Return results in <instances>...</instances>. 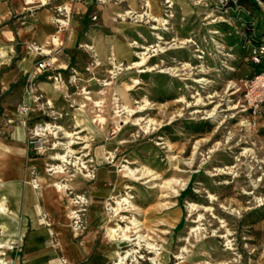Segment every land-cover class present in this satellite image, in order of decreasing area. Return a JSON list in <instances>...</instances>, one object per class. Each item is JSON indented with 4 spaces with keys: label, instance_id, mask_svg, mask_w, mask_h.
I'll return each mask as SVG.
<instances>
[{
    "label": "rangeland",
    "instance_id": "rangeland-1",
    "mask_svg": "<svg viewBox=\"0 0 264 264\" xmlns=\"http://www.w3.org/2000/svg\"><path fill=\"white\" fill-rule=\"evenodd\" d=\"M256 1L259 10L239 0H97L90 25L105 33L106 55L86 40L39 52L34 68L50 58L54 69L34 79L44 121L29 131L31 172L72 187L56 190L77 240L95 242L86 264H119L140 236L160 255L141 248L122 264H264V111L253 115L245 86L264 40ZM62 10L57 23L73 22ZM18 48L12 69L26 64ZM33 73H20L26 91ZM15 235L0 231V243ZM11 246L3 264H24L21 243Z\"/></svg>",
    "mask_w": 264,
    "mask_h": 264
},
{
    "label": "crops",
    "instance_id": "crops-1",
    "mask_svg": "<svg viewBox=\"0 0 264 264\" xmlns=\"http://www.w3.org/2000/svg\"><path fill=\"white\" fill-rule=\"evenodd\" d=\"M98 4L97 0H53L50 7H46L45 0H0V70L6 69L0 78V231L16 233L14 241L0 243L4 246L0 248L3 263L5 260L1 257L17 243L23 248L24 264H86L94 254L95 242L91 238L77 240L63 193L57 192L59 176L35 179L31 172L35 164L28 154L29 131L44 121V114L19 77L21 72L35 70L33 63L43 50L53 53L64 47L70 51L86 40L101 56L106 55L109 46L105 33L90 25ZM56 6L62 7L66 19L72 16L74 21L70 24L64 21L65 25L59 27L53 13ZM110 8L111 5L105 7ZM55 38L59 46L54 44ZM19 46L24 53L22 62L26 64L12 69L8 61L20 51ZM67 67L64 61L62 69ZM43 86L42 83L38 88L41 90ZM23 104H28L32 110L20 116L18 109ZM35 180L40 184L38 189L34 187ZM88 183L95 185V182L75 185L82 187ZM91 190L93 200L103 199L99 198V189Z\"/></svg>",
    "mask_w": 264,
    "mask_h": 264
},
{
    "label": "built area",
    "instance_id": "built-area-1",
    "mask_svg": "<svg viewBox=\"0 0 264 264\" xmlns=\"http://www.w3.org/2000/svg\"><path fill=\"white\" fill-rule=\"evenodd\" d=\"M64 9L67 10L66 8ZM58 24L63 26L61 23ZM251 58L255 65H264V40L253 48ZM53 69L54 62L50 58H46L36 65L34 73L29 77L27 83V93L29 94V96L33 98V84L35 77L37 75L50 72ZM57 80L58 79L55 78V81ZM245 86L248 96H250L251 100H254L255 102L253 115H261V113L264 111V72L255 75L252 79L245 80ZM29 112L30 106L28 104H23L18 109V114L20 116L27 115V113Z\"/></svg>",
    "mask_w": 264,
    "mask_h": 264
},
{
    "label": "bare ground",
    "instance_id": "bare-ground-1",
    "mask_svg": "<svg viewBox=\"0 0 264 264\" xmlns=\"http://www.w3.org/2000/svg\"><path fill=\"white\" fill-rule=\"evenodd\" d=\"M56 21V23H57V21L58 20H55ZM61 21V20H60ZM60 21H58V22H60ZM63 22V24L65 25V22L64 21H62ZM62 24V25H63ZM64 160V157H61V158H59V160ZM64 163H66L65 161H64ZM83 169H84V167H83ZM57 170V171H56ZM52 171H56L55 172V174H63V170H62V168L61 167H58V168H54L53 170H49V172H52ZM87 177H90V176H87ZM57 188L60 190V191H69V186L68 185H62V184H57ZM78 200H82L81 198H79ZM82 203H84V202H82ZM73 204H78L77 202H74ZM76 218H77V216H75ZM117 231H118V229L117 230H114V229H112L111 230V233L112 234H117ZM121 242H123V244H125V245H128V246H130V244H128V243H131V241L130 240H127V239H124V240H122ZM4 246H2V245H0V248H3ZM135 247L137 248V250H134V251H130V253L124 258V259H122L121 261H120V263L119 264H122L123 262H124V260L128 257V260H129V257H132L134 254H137L138 253V251L141 249V248H146V250L150 253V254H153V255H155V257L156 256H158V255H160V251H161V249L160 248H158L157 246H155V245H152L151 243H148V241L147 240H145V238L144 237H142V236H140L138 239H137V242H136V244H135ZM152 264H158V262H157V260L155 259V258H153L152 259ZM0 264H3V261L2 260H0Z\"/></svg>",
    "mask_w": 264,
    "mask_h": 264
},
{
    "label": "trees",
    "instance_id": "trees-1",
    "mask_svg": "<svg viewBox=\"0 0 264 264\" xmlns=\"http://www.w3.org/2000/svg\"><path fill=\"white\" fill-rule=\"evenodd\" d=\"M239 3L241 5H243V6H246V7H254L256 10H259V5H258V2L256 0H239ZM251 63L255 67L256 71H255V73L252 76H250L246 80L252 79L255 75L264 72V65H261V66L255 65L253 63V61H252V58H251Z\"/></svg>",
    "mask_w": 264,
    "mask_h": 264
}]
</instances>
